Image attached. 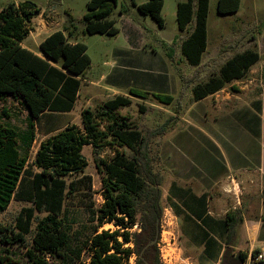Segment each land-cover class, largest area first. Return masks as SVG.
Returning a JSON list of instances; mask_svg holds the SVG:
<instances>
[{"label": "trees", "instance_id": "16d2710c", "mask_svg": "<svg viewBox=\"0 0 264 264\" xmlns=\"http://www.w3.org/2000/svg\"><path fill=\"white\" fill-rule=\"evenodd\" d=\"M241 1L218 0V12L235 13ZM133 2L139 11L164 26V0ZM117 4L118 0H90L83 18L84 33L117 34L119 29L110 18ZM38 10L29 0L11 1L0 10V99L7 95L20 99L30 115L25 132L0 122V212L7 209L13 198L33 203L21 208L15 224L17 231L0 225V243L24 246L26 262L0 253V264H125L133 255L136 264H161L157 243L164 212V175L154 169L150 137L118 112L120 107L133 102V96L147 99L149 92L131 88L127 95L118 94L95 108H83L82 126L71 123L54 126L50 131L57 132L41 141L32 165L29 164L40 117L47 111L61 114L75 107L82 81L72 74L83 75L91 65L87 45L71 42L78 34L70 14L62 29L40 43L47 59L22 45L34 30L32 19ZM209 10L210 0L177 3L178 26L188 32L182 40L181 52L197 70L192 78L182 73V93L189 83L210 69L204 63ZM232 39L235 37L229 38ZM221 56L215 58L220 66L218 71L193 87L195 101L218 92L235 79L244 78L261 58L253 48L238 51L222 62ZM153 95L165 104L174 100L170 94ZM140 107L143 109L142 104ZM60 119L55 117V124ZM86 145L92 146L95 155L108 145L117 148L111 158L95 157L104 199L99 207L92 200L86 202L90 216L88 221L80 222L66 205V199L72 194L93 191V177L86 172L88 160L83 154ZM73 175L77 176L70 178ZM36 211L45 215L33 229ZM242 221L239 210L226 214L225 249L220 264H246L249 252L235 249ZM107 223L116 229L101 230ZM29 234H33L31 245L27 240ZM259 253L254 249L251 254L254 257Z\"/></svg>", "mask_w": 264, "mask_h": 264}, {"label": "rangeland", "instance_id": "374dc122", "mask_svg": "<svg viewBox=\"0 0 264 264\" xmlns=\"http://www.w3.org/2000/svg\"><path fill=\"white\" fill-rule=\"evenodd\" d=\"M11 1L19 3L27 0H0V10ZM29 1L34 2L40 8V14L35 16V23H32L36 30L24 39L25 46L39 52V43L47 37L52 29H62L69 14L72 15L77 26L78 39L88 46L87 53L91 57V65L84 73L85 77H99L104 71L102 66L104 59H112L114 51L121 49L129 52L132 59L128 66L130 68L128 72L133 77V83L129 87L120 86V91L123 94H129L130 89L134 88L149 92L150 95L147 99L133 96V102L128 106L120 107L118 112L127 116L137 128L150 137V154L156 171L162 172L158 167L166 166L165 161L161 158L166 146L184 149L193 155V148L211 144L203 133H207L210 137L218 136L216 132L227 136V130L230 129L228 131L236 136L239 143L247 137L248 131L243 126L242 120L237 117L245 110L249 98L259 96L264 88V0H242L240 9L230 14L219 13L218 0H210L207 49L204 53L205 66L209 65L210 69L203 71L200 78L189 83L183 93L182 73L189 74L187 78H192L197 70L187 62L181 52L182 40L188 32L181 31L178 26L177 3L179 0H164L162 14L165 24L163 27L151 15L139 11L133 0H118V4L114 6L110 15V18L115 20V26L119 29L115 35L84 33L85 21L83 18L88 11L87 4L90 0ZM134 1L140 4L148 0ZM122 8L124 9L123 13H121ZM43 20L49 23L44 28L39 23ZM44 29L47 30L45 33L42 31ZM252 35L256 38L251 39ZM231 37H235V39L229 40ZM246 48L256 49L261 55L260 60L251 67L244 78L227 83L212 97L221 99L230 93L234 98L221 105H214L211 97L196 102L193 96V87L199 81H207L213 72L218 71L220 66L216 63L215 58L222 55L220 60L222 62ZM93 89L83 83L80 97L70 112L71 115H59L61 121L57 122L55 127L63 126L66 123L82 126L81 112L83 108L88 106L95 108L116 95L115 92H100ZM87 93H92V97L86 96ZM158 93L172 95L174 97L172 104L159 101L153 95ZM141 104L143 109L140 107ZM184 114L190 120V124L179 118ZM53 116L55 115L45 113L37 123L36 138L29 152L30 165H32L41 141L56 132L47 133L51 122H53ZM29 118V111L20 99L12 95L0 99V122L13 125L21 132H25L28 129ZM105 125L106 123L103 122L102 127ZM251 145L252 148L258 146L254 139L250 142L249 147ZM116 148L112 145L105 146L97 155L94 154L91 145H86L83 148V154L88 160L86 172L93 177V191L85 193V195L72 194L66 199V205L70 206L80 222L88 221L90 216L89 210L85 207L86 202L92 200L95 202V206L99 207L104 199L100 190L101 177L95 164V157L111 158ZM126 150L130 151L127 148ZM76 176L73 175L70 178ZM195 180L194 177L185 178L182 181L178 180V183L186 190L192 189L195 192L197 191ZM32 205L33 203L30 201L13 198L7 209L0 212V225L17 231L15 224L21 208ZM35 214L33 229L45 212L36 211ZM180 221L181 238L175 223L173 227L182 250L187 248L193 251L203 234L194 233L187 226L188 223ZM137 228L136 226L134 229ZM103 229L114 230L116 227L112 223H107L101 228V230ZM32 237L33 234L27 236L30 245ZM25 251L26 248L17 243L13 245L0 243L1 254H9L22 263L26 262ZM125 264H136V255H133ZM250 264L259 263L251 261Z\"/></svg>", "mask_w": 264, "mask_h": 264}, {"label": "crops", "instance_id": "0c3cea01", "mask_svg": "<svg viewBox=\"0 0 264 264\" xmlns=\"http://www.w3.org/2000/svg\"><path fill=\"white\" fill-rule=\"evenodd\" d=\"M33 22L35 23V17L32 19ZM39 23L43 28L49 25L45 20ZM56 30L58 29H52L48 35ZM42 31L45 33L47 30ZM77 41H79L78 36L71 39V42ZM22 45L27 47L24 40ZM27 48L43 56L41 49L38 52L30 47ZM131 59L127 50L118 49L113 52L112 59H104L102 64L104 71L99 77L87 78L84 74L72 75L80 78L82 84L89 88L93 87L97 91L123 94L119 87H129L133 83V77L128 72ZM105 68L109 71L107 72ZM81 89L82 85L78 98ZM214 94L197 101L212 98ZM86 96L91 98L92 93H87ZM233 98L234 96L227 93L221 99H212L214 105H221ZM249 99L245 110L237 117L242 120L243 126L248 131L247 137L245 136V140L243 139L241 143L228 129L227 136L216 132L218 136L210 137L202 132L211 144L193 148V155H190L189 151L174 146H166L163 149L161 158L166 166L158 167V169L164 174L162 185L164 211L174 219L180 238V220L188 223L187 226L194 233L205 234L201 235L202 239L193 251L187 248L182 250L183 255L191 259L194 264H220L225 249V218L226 214L232 210L241 211L243 217L238 229L236 251L249 252L246 264H250L254 249L264 254V88L259 96ZM71 111L61 114L45 112L55 115L47 133L54 128L56 116L71 115ZM179 118L190 124L185 114L180 115ZM252 139L258 144L257 147L252 148V145L249 147ZM192 177L196 179L197 191L195 192L192 189L186 190L178 183V180Z\"/></svg>", "mask_w": 264, "mask_h": 264}, {"label": "built area", "instance_id": "2783aa9c", "mask_svg": "<svg viewBox=\"0 0 264 264\" xmlns=\"http://www.w3.org/2000/svg\"><path fill=\"white\" fill-rule=\"evenodd\" d=\"M173 224L174 219L164 211L160 220L161 234L157 243L161 264H194L191 259L183 255ZM251 261L259 264L264 262V254L251 256Z\"/></svg>", "mask_w": 264, "mask_h": 264}, {"label": "water", "instance_id": "95a60500", "mask_svg": "<svg viewBox=\"0 0 264 264\" xmlns=\"http://www.w3.org/2000/svg\"><path fill=\"white\" fill-rule=\"evenodd\" d=\"M38 14H40V10H38V11L36 12V15H38Z\"/></svg>", "mask_w": 264, "mask_h": 264}]
</instances>
